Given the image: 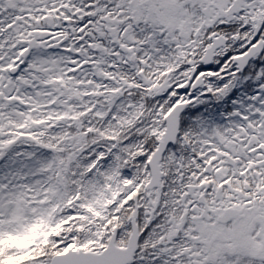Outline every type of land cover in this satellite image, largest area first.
Returning a JSON list of instances; mask_svg holds the SVG:
<instances>
[{
  "label": "snow or ice",
  "instance_id": "1",
  "mask_svg": "<svg viewBox=\"0 0 264 264\" xmlns=\"http://www.w3.org/2000/svg\"><path fill=\"white\" fill-rule=\"evenodd\" d=\"M0 264H264V0H0Z\"/></svg>",
  "mask_w": 264,
  "mask_h": 264
}]
</instances>
